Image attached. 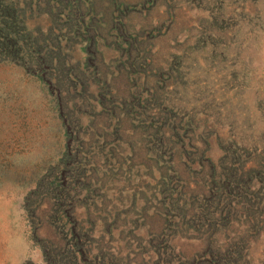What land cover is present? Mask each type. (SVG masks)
Instances as JSON below:
<instances>
[{
    "label": "rangeland",
    "instance_id": "obj_1",
    "mask_svg": "<svg viewBox=\"0 0 264 264\" xmlns=\"http://www.w3.org/2000/svg\"><path fill=\"white\" fill-rule=\"evenodd\" d=\"M0 24V264H264V0Z\"/></svg>",
    "mask_w": 264,
    "mask_h": 264
},
{
    "label": "trees",
    "instance_id": "obj_2",
    "mask_svg": "<svg viewBox=\"0 0 264 264\" xmlns=\"http://www.w3.org/2000/svg\"><path fill=\"white\" fill-rule=\"evenodd\" d=\"M3 28H5V29H7L8 30V26H6V25H4V26H2L1 24H0V43L3 41V39L5 38L4 36H6L7 34L4 32V29ZM3 32V33H2ZM4 33H5V35H4ZM4 35V36H3ZM9 43H12V44H16V43H18V40L16 39V37H15V40H12V39H10V41H9ZM14 44V45H15ZM18 45V44H17Z\"/></svg>",
    "mask_w": 264,
    "mask_h": 264
}]
</instances>
